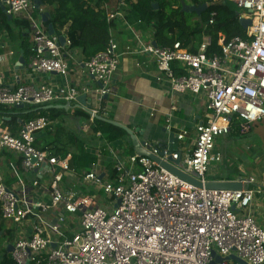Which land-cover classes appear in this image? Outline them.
I'll list each match as a JSON object with an SVG mask.
<instances>
[{
	"label": "built area",
	"instance_id": "2783aa9c",
	"mask_svg": "<svg viewBox=\"0 0 264 264\" xmlns=\"http://www.w3.org/2000/svg\"><path fill=\"white\" fill-rule=\"evenodd\" d=\"M34 1L0 0V4L8 16L30 23V71L57 75L61 82L0 87V106L77 105L90 113L88 125L97 117L110 119L105 102L114 93L112 81L121 56L136 55L155 60L173 93L203 96L210 118L198 126L194 137L182 130L177 135L175 152L157 144H144V149L162 162L170 158L180 161L175 166L196 178L202 188L178 178L148 157L125 154L117 142L103 141L95 153L97 163L89 171L79 172L72 165L71 153L58 156L51 146L37 147L43 134L59 126L58 120L40 116L23 122L14 134L0 118L1 218L11 225L7 230L15 236L3 247L13 246V261L240 264L238 259L245 264H264V228L253 214V202L263 192L257 179L237 180L243 186L240 191L205 188L211 164L221 160L214 154L217 140L230 135L236 125L249 131L252 125L264 123V0H227L249 17L252 25L248 39L226 41L221 35V54H208L212 44L209 36L193 53L180 43L167 48L147 43L128 25L134 35L133 47L127 46L122 53L111 37L105 51L83 63L100 85L96 89L70 82L72 66L82 65L76 60V49H72L68 38L62 44L58 34H49L42 20L44 13L41 9L36 15ZM102 7L108 22L126 21L121 13L128 7L126 0H118L113 11H109L106 0ZM215 16L211 14L210 25ZM13 55H1L0 62ZM84 95L85 105L79 101ZM167 121V129L171 130L170 118ZM6 155L17 159V164L6 161ZM107 158L113 164L110 170L103 164ZM8 165L12 166L10 180L3 171ZM220 259L223 261L218 262Z\"/></svg>",
	"mask_w": 264,
	"mask_h": 264
},
{
	"label": "crops",
	"instance_id": "0c3cea01",
	"mask_svg": "<svg viewBox=\"0 0 264 264\" xmlns=\"http://www.w3.org/2000/svg\"><path fill=\"white\" fill-rule=\"evenodd\" d=\"M133 1L136 2L137 0ZM106 2L109 5V11L117 9L118 0H106ZM42 3L43 13L50 14L49 5L46 2ZM121 13L126 21L117 20L111 32V37L118 43L120 52L123 53L127 46H134V35L128 25L132 26L147 43L156 44L153 27L143 22L140 23L130 6L123 9ZM67 32L68 30L65 28L58 35L67 39ZM21 46L22 41L20 39L12 41L7 34L1 38L0 56L11 52L14 55L6 61L0 62V87L17 88L20 85L37 86L42 83L57 84L61 82V78L57 75L32 73L29 69V58H25ZM75 52L76 60L81 62L82 65L79 67L72 66L70 82L77 87L99 88L100 85L89 76L83 65L85 61L82 52L78 49ZM22 57L24 58V64L20 63ZM112 87L114 93L105 102V106L109 108L113 116L111 120L132 130L140 141L157 144L164 149H170L169 134L178 135L182 130H185L188 131L191 137H194L197 134L198 126L206 123L210 118L204 97L173 93L168 81L157 70L155 60L150 56L122 55L120 66L112 81ZM61 105L68 106L67 104L52 106L58 107ZM72 107H77V105L69 106L66 109L57 108V110H64L65 120L66 117L72 115L70 113ZM169 118L171 130L167 129ZM58 121L59 125L64 124L62 120ZM74 121L79 125H76ZM71 122V128L76 125V131L74 132L82 134L86 140V150L95 155L97 149L102 147L103 144L99 134L93 135L91 125H88L87 121L82 118L77 120L72 118ZM81 124L84 125V128L80 127ZM255 125H252L249 131H242L241 129L238 131L233 128L230 135L221 137L222 141L225 140L224 144L219 143L220 138L217 140L214 154L220 155L221 160L211 164L206 180L208 182H227L237 181L242 177H255L263 192L257 195L253 202V214L258 224L264 228V140L258 137L252 139ZM249 138L252 143L238 144L240 140L244 141ZM129 140L122 139L116 143L127 155L133 153V144L130 137ZM230 141H235L238 145L237 148L242 153L241 158L236 155L238 149L234 150L228 147ZM244 156L247 157L248 170L241 161ZM5 160L17 164V159L11 155L9 157L6 155ZM103 164L109 170L112 169L113 164L109 158L104 160ZM11 167L8 165L3 168L8 180L11 176Z\"/></svg>",
	"mask_w": 264,
	"mask_h": 264
},
{
	"label": "trees",
	"instance_id": "16d2710c",
	"mask_svg": "<svg viewBox=\"0 0 264 264\" xmlns=\"http://www.w3.org/2000/svg\"><path fill=\"white\" fill-rule=\"evenodd\" d=\"M46 2L50 9V20L45 23L48 28L53 25L56 34L67 28L68 39L72 43V49L82 52L83 60L89 61L98 53L105 51L111 40V30L115 22H108L103 0H40ZM190 5H202L210 3L208 0H126L135 17L141 22L153 27L155 30V42L159 47H173L180 43L185 49L197 53L205 36L212 40L208 50L209 55L221 54L219 40L221 35L226 41L235 37L248 39L247 32L240 24L239 9L227 0L211 2L206 12L202 14V22L196 14H188L182 11V3ZM43 4V3H42ZM36 9V15L41 14ZM216 13L215 22L209 24L211 14ZM7 34L13 41H22V50L25 58L30 57V23L23 18L9 19L0 5V40ZM72 118L89 120L90 113L79 108L72 107ZM64 110H45L43 107L21 109H7L0 106V118L13 133H17L21 124L25 121L40 117L50 116L53 120H62L66 115ZM113 116L111 115V118ZM238 131L239 126H235ZM93 135L100 134V140L115 143L120 140H129L128 134L119 127L95 119L91 125ZM44 139V140H43ZM44 141V142H43ZM47 141H49L47 143ZM86 140L78 132L68 131L64 125L56 127L54 132H47L37 144L38 148L52 147L58 156H73L72 165L77 171H89L97 163V157L85 148ZM105 155L107 153L103 151ZM12 233L5 229V222L1 218L0 208V264H16L8 249L2 247L4 241L12 239Z\"/></svg>",
	"mask_w": 264,
	"mask_h": 264
},
{
	"label": "water",
	"instance_id": "95a60500",
	"mask_svg": "<svg viewBox=\"0 0 264 264\" xmlns=\"http://www.w3.org/2000/svg\"><path fill=\"white\" fill-rule=\"evenodd\" d=\"M211 1V0H209ZM35 3V6L37 9H40V7L42 6V2L40 0H35L34 1ZM1 5V4H0ZM2 10L6 13V9L4 6H2ZM209 7V4L208 3H204L202 5H198V6H195V5H187L186 3H183L182 4V11L184 13H188V14H196L197 17L199 18V21L202 22V14L204 12L207 11ZM238 16L240 18V24L242 26V28L248 32L249 31V28L251 27L252 25V20L243 15L242 13H238ZM9 19L12 20L13 17L12 16H9ZM42 20L44 23H48L49 20H50V14L49 13H44L42 15ZM48 31H49V34L50 35H54L56 34L55 30H54V27L52 24L49 25L48 27ZM65 38L64 37H61L60 38V41L62 44L65 43ZM156 45V44H155ZM20 63L21 64H24V58L22 57L20 59ZM79 101L81 104H87V97L84 95V96H81L79 98ZM45 110H52V109H57V108H60V109H66V108H69V106H44L43 107ZM17 109H25V106L21 105V106H18ZM97 119L99 120H102L104 122H107L109 124H112L116 127H119L121 128L122 130H124L128 135L129 137L131 138V141H132V144H133V153L134 154H137L139 156H144V157H148L150 159H152L153 161H155L157 164H159L162 168L168 170L169 172H171L172 174H174L175 176H177L178 178L188 182V183H191L199 188H202V183H200L196 178H194L193 176L191 175H188V174H185L183 173L182 171H180L175 165H179L180 161H173L171 158L169 159L168 162H162L160 160L159 157H156L154 155H152L151 153H149L146 149H144V144L145 142H142L139 140L138 136L132 131L130 130L129 128H127L126 126L116 122V121H113V120H110V119H105V118H102V117H97ZM169 143H170V151L172 152H175L177 151L178 149V140H177V135L172 133V134H169ZM131 153V154H133ZM205 188L208 189V190H219V191H240L242 190L243 186L242 184L239 182V181H227V182H220V181H213V182H207L206 185H205ZM13 251V246L10 245L8 247V253L11 254ZM238 263L240 264H245L244 262L238 260V259H235ZM223 260H219L218 262H222Z\"/></svg>",
	"mask_w": 264,
	"mask_h": 264
},
{
	"label": "rangeland",
	"instance_id": "374dc122",
	"mask_svg": "<svg viewBox=\"0 0 264 264\" xmlns=\"http://www.w3.org/2000/svg\"><path fill=\"white\" fill-rule=\"evenodd\" d=\"M209 1V0H208ZM211 1H216L217 2V0H211ZM181 2H183V1H181ZM210 2V1H209ZM184 3V2H183ZM182 3V4H183ZM187 5H190V2L189 1H187ZM71 120H72V118L71 117H66V119L64 120V126H65V129H67L68 131H76V125L78 124L79 125V123H77L76 121H74L75 122V124L76 125H74V127L73 128H71V124H72V122H71ZM75 120V119H74ZM66 123H67V126H66ZM82 126V128H84V125H80V127ZM261 138V139H263L264 140V123L263 122H259V123H256V125L253 127V133H252V139L253 138ZM223 139L222 138H220L219 139V143H221V144H224L225 143V140L224 141H222ZM245 143H252V140L249 138V139H246V140H244V141H239V145H241V144H245ZM237 146L238 145H236V142L234 141V142H232V141H230L229 142V146L228 147H230L231 149H234V150H236V149H238L237 148ZM241 150L240 149H238L237 151H236V155L239 157V158H241L240 156H241ZM241 161H243V163H244V166H245V168L247 169V167H248V165H247V157L246 156H244V157H242V159H241ZM238 166V165H237ZM248 170V169H247ZM11 225H9V224H6L5 223V229H7V228H9ZM11 228V227H10ZM14 231H16L17 229H16V227H14V229H13ZM12 239L10 240V242H13L14 241V235H13V233H12ZM5 243H6V241H4V243H3V245H5ZM7 244V243H6ZM3 245H2V247H3Z\"/></svg>",
	"mask_w": 264,
	"mask_h": 264
},
{
	"label": "flooded vegetation",
	"instance_id": "af4514ba",
	"mask_svg": "<svg viewBox=\"0 0 264 264\" xmlns=\"http://www.w3.org/2000/svg\"><path fill=\"white\" fill-rule=\"evenodd\" d=\"M208 3V2H207Z\"/></svg>",
	"mask_w": 264,
	"mask_h": 264
}]
</instances>
